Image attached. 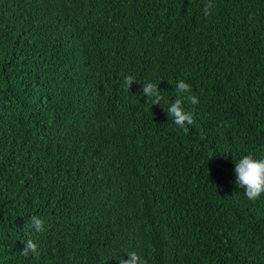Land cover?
Returning <instances> with one entry per match:
<instances>
[{"label":"trees","instance_id":"16d2710c","mask_svg":"<svg viewBox=\"0 0 264 264\" xmlns=\"http://www.w3.org/2000/svg\"><path fill=\"white\" fill-rule=\"evenodd\" d=\"M208 2L0 0V264H264V0Z\"/></svg>","mask_w":264,"mask_h":264},{"label":"clouds","instance_id":"9594fccd","mask_svg":"<svg viewBox=\"0 0 264 264\" xmlns=\"http://www.w3.org/2000/svg\"><path fill=\"white\" fill-rule=\"evenodd\" d=\"M214 5L209 0L203 7V13L205 16L210 15V9ZM135 82V77L132 75H126L123 77V86L125 91H128L132 84ZM190 85L183 80L178 81L176 84L177 99H175L170 107L167 109L168 116H171L174 123L185 132L188 129L185 125H191L194 123V117L190 112H185L182 107V100L179 98L181 93L189 92ZM142 92L148 99H151L153 105L160 104L163 97L160 93L159 86L155 83L146 82L142 85ZM190 103L197 104L199 100L194 95L188 97ZM235 183L239 188L245 190L246 197L255 201L264 194V158L256 159L252 154L244 155L238 162L235 163ZM33 224L36 231L43 229V221L39 218L33 217ZM29 251L36 253L37 245L28 239L25 246L22 249L21 254L27 256ZM129 258L127 260L120 259V264H142L140 257L136 252H129Z\"/></svg>","mask_w":264,"mask_h":264}]
</instances>
